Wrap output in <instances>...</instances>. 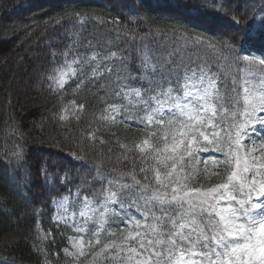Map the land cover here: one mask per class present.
<instances>
[{"label":"trees","instance_id":"obj_1","mask_svg":"<svg viewBox=\"0 0 264 264\" xmlns=\"http://www.w3.org/2000/svg\"><path fill=\"white\" fill-rule=\"evenodd\" d=\"M261 9L264 0H0V264H110L93 261L91 251L114 237L102 235L101 245L91 250L86 246V255L79 259L65 253V249L71 252L72 238L82 236L86 245L95 238L77 232V222L57 219L52 205L55 197L69 195L68 189H99L100 183L94 182L99 173L113 178L115 173L134 170L144 182L140 168L151 169L154 164L153 153L146 146L141 153L136 145L147 139L153 147L162 146L160 130L138 124L143 113L127 120L123 109L111 113L109 105L126 100L116 97V84L107 85L120 71L135 78L128 81L132 86L147 87L139 79L143 69L136 55L142 43L157 51H174L175 59L199 58L222 66L226 63L222 56L240 54L224 51L225 45L264 58V38L246 39L249 30L255 33L264 23L261 18L253 20L264 17ZM198 37L203 42H197ZM122 45L133 59L122 66L113 57L100 69L112 68L111 76L105 72L92 77L94 63L110 52L118 54ZM66 51L68 62L77 57L91 60L94 54L98 59L85 66L84 75L78 72L60 87L49 77L55 78L54 70L65 64ZM242 67L243 63H231L224 71L239 79L236 70ZM17 68L29 77L27 92L12 79ZM110 115L114 121L106 119ZM217 130L223 136L229 129L221 125ZM246 132L242 143L247 147H251L249 137L256 144L264 138L259 123ZM197 139L194 147L208 150L200 157L195 153L186 171L194 167L203 173V161H208L209 174L199 175L191 186L207 189L223 183L227 170L212 175L216 168L211 164L222 153L202 137ZM55 170L67 179L58 174L48 181L47 173ZM152 175L149 171L148 182L154 184ZM129 211L140 215L135 208ZM120 227L113 225L110 230L118 232Z\"/></svg>","mask_w":264,"mask_h":264},{"label":"snow or ice","instance_id":"obj_2","mask_svg":"<svg viewBox=\"0 0 264 264\" xmlns=\"http://www.w3.org/2000/svg\"><path fill=\"white\" fill-rule=\"evenodd\" d=\"M257 18L264 20V17L253 16V20ZM261 38H264V23L255 33L249 30L246 36L248 41ZM196 40L203 42L202 37ZM224 51L240 54L222 56L226 62L222 66L199 58L175 59L174 51H157L142 43L136 48V55L139 67L143 69L139 79L145 81L147 87H134L128 81L135 78L121 75L120 71L115 73L107 87L116 84V97L124 98L126 102L109 105L111 113L119 114L123 109L126 120L143 113L136 122L159 129L163 143L153 147L145 139L136 145L141 153H145L146 147L153 153L151 169L140 168L144 182L137 179L134 170L115 173L113 178L99 173L94 180L100 183L99 189L77 187L75 192L68 189L69 195L53 200L58 219L67 224L78 215L83 221L74 225L75 230L95 238L87 245L83 237L74 239L75 251L65 249L67 255L74 259L85 256L86 246L89 250L100 246L103 235L114 239L91 251L93 261L110 264H264V138L256 144L249 137L251 147L242 143L250 125L264 126V116L258 115L264 112V58L243 54V47L237 49L225 45ZM62 55L65 64L54 70L57 77H49L60 87L67 82L66 76H76L78 72L84 75L85 66L98 59L94 54L91 60L77 57L68 62V52ZM130 56L131 53L118 57L122 66L127 65ZM113 57H117L116 52H110L100 58L99 63H94L91 76H103L105 72L111 76L112 68L105 65L103 71L100 69L104 61ZM231 63L244 64L236 70L240 73L239 79L235 73L224 71ZM73 65H79V68ZM256 66L260 69L258 73L251 71ZM106 119L114 121L115 116ZM221 125L229 129L223 136L217 130ZM209 128L213 129L211 133L207 131ZM198 137L222 153L221 158L211 160L216 168L212 175L227 170L225 183L207 189L191 186L193 179L209 174L208 161H203V173L194 167L191 172L186 171L192 165L195 153L208 150L194 147L199 143ZM149 171L153 174L154 184L148 182ZM70 201L81 205L78 213L69 214ZM132 208L139 212V217L129 211ZM113 225L123 227L117 232L110 230Z\"/></svg>","mask_w":264,"mask_h":264},{"label":"rangeland","instance_id":"obj_3","mask_svg":"<svg viewBox=\"0 0 264 264\" xmlns=\"http://www.w3.org/2000/svg\"><path fill=\"white\" fill-rule=\"evenodd\" d=\"M12 79L14 82L18 83L19 87H21V89H22V92L23 91L27 92V89L30 87L29 77L27 75L23 74L22 71H19V69L17 68V69H15V71L12 74ZM68 208H69V214H71V212L75 211L74 209L69 207V204H68ZM74 208L78 209L79 206H76ZM76 239H78V238H76ZM71 247H72V251H75V249L73 248V241L71 243Z\"/></svg>","mask_w":264,"mask_h":264}]
</instances>
